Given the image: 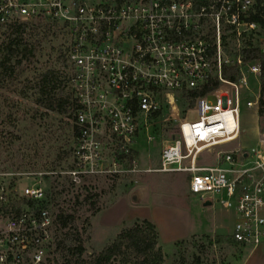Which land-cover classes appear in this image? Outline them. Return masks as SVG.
I'll return each mask as SVG.
<instances>
[{
    "label": "built area",
    "instance_id": "obj_1",
    "mask_svg": "<svg viewBox=\"0 0 264 264\" xmlns=\"http://www.w3.org/2000/svg\"><path fill=\"white\" fill-rule=\"evenodd\" d=\"M261 9L264 0H0V27L49 23L65 33L63 70L49 78L68 89L72 123L62 168L0 170V264L47 263L58 228L42 184L47 177L77 189L99 175L183 172L189 193L233 211V242L261 244L264 104L249 85L260 66L249 62L236 81L221 74L224 65H242L240 51L250 37L264 53L252 18ZM226 48L236 50L233 59ZM214 78L215 89L194 97L198 119L182 118L159 166L139 169L134 152L141 130L174 103L176 92L201 90ZM242 97L258 114L255 137L249 147L220 149L247 132L240 124ZM206 151L214 152L210 163L201 161Z\"/></svg>",
    "mask_w": 264,
    "mask_h": 264
},
{
    "label": "rangeland",
    "instance_id": "obj_2",
    "mask_svg": "<svg viewBox=\"0 0 264 264\" xmlns=\"http://www.w3.org/2000/svg\"><path fill=\"white\" fill-rule=\"evenodd\" d=\"M6 31L0 28V48ZM64 41L65 33L58 31L37 46L30 61L24 59L11 73L0 71V170H57L67 164L72 145L68 89L56 81L43 80L48 71L63 70L60 53ZM249 85L257 94L259 80L250 75ZM246 100L242 97L240 103V124L241 129H247L246 134L220 149L249 147L252 143L258 114L255 108L246 106ZM189 101L176 92L174 103L165 105L151 126L141 130L134 152L139 169L159 166L161 150L179 136L182 118L198 119L193 104L188 108ZM147 135L152 138L147 140ZM213 155L206 151L201 161L210 163ZM42 181L54 213L75 211L74 225L79 229L82 222H87L82 232L86 254L99 252L123 229L148 220L156 228L163 264H264V240L255 248L233 242V211L215 201L203 206L197 195L189 193L186 173L99 175L88 178L85 188L77 189L69 187L63 178L47 177ZM20 182L28 184L24 179ZM54 256L51 248L48 261Z\"/></svg>",
    "mask_w": 264,
    "mask_h": 264
},
{
    "label": "trees",
    "instance_id": "obj_3",
    "mask_svg": "<svg viewBox=\"0 0 264 264\" xmlns=\"http://www.w3.org/2000/svg\"><path fill=\"white\" fill-rule=\"evenodd\" d=\"M252 18L259 23L260 30L258 34L264 37V9L260 14L252 15ZM56 24L38 23L31 26L25 24H16L5 27L7 30L4 42L1 45L0 52V71L11 73L15 66L21 64L25 59L30 61L39 44L46 40L50 35H55L61 31ZM4 28V27H0ZM224 51L229 55L236 56L237 52L233 48H226ZM15 62L11 64L13 57L18 56ZM242 65L229 64L222 66L221 74L224 79L236 81L249 62H258L260 66L259 74V94L260 104H264V53L253 42L252 37L246 41L245 46L240 51ZM52 71H48L43 80L49 82ZM54 81V80H53ZM219 85L217 79H211L201 90L188 91L183 93L186 99H190L188 108H191L194 97L203 95ZM85 188V186H82ZM81 187V188H82ZM78 195L75 196V204L78 205ZM62 209V208H61ZM74 212H58V228L55 233V242L53 248L54 256L46 264H163V254L157 247L158 234L154 224L148 220L140 223L136 222L131 227L120 231L116 237L106 244L99 252L86 254L85 240L82 232L85 229V223L79 229L74 225ZM86 221V220H85Z\"/></svg>",
    "mask_w": 264,
    "mask_h": 264
},
{
    "label": "water",
    "instance_id": "obj_4",
    "mask_svg": "<svg viewBox=\"0 0 264 264\" xmlns=\"http://www.w3.org/2000/svg\"><path fill=\"white\" fill-rule=\"evenodd\" d=\"M134 197V196H133ZM211 204L210 201L203 202V206H209Z\"/></svg>",
    "mask_w": 264,
    "mask_h": 264
},
{
    "label": "crops",
    "instance_id": "obj_5",
    "mask_svg": "<svg viewBox=\"0 0 264 264\" xmlns=\"http://www.w3.org/2000/svg\"><path fill=\"white\" fill-rule=\"evenodd\" d=\"M212 232H215L216 233V231H214V230H212Z\"/></svg>",
    "mask_w": 264,
    "mask_h": 264
}]
</instances>
